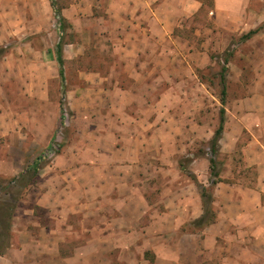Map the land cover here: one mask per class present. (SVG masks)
I'll use <instances>...</instances> for the list:
<instances>
[{
	"label": "crops",
	"instance_id": "0c3cea01",
	"mask_svg": "<svg viewBox=\"0 0 264 264\" xmlns=\"http://www.w3.org/2000/svg\"><path fill=\"white\" fill-rule=\"evenodd\" d=\"M7 1L10 10L19 8L17 0ZM252 1L211 0L205 12L210 27L201 25L204 0L107 1L110 34L119 33L108 38L118 42L111 66L75 72L80 83L67 92L72 117L63 152L25 189L40 185L32 207L20 213L26 194L16 207L0 264H264V66L251 70L250 82L243 69L236 73L234 81L249 93L225 107L219 142V156L230 160L241 148L254 183L233 180L224 163L222 181L212 187L209 158L196 145L207 146L220 125L208 118L210 92L201 72L218 57L212 52L221 50L225 35L231 38L243 24L257 30L255 22L261 29L253 38L264 29V7L260 16ZM26 6L46 32L56 27L51 4L26 0ZM79 9L74 2L60 11L74 21ZM66 44L63 61L81 53L68 44L71 56H64ZM228 58L227 67L234 56ZM33 82L18 88L23 96L34 90ZM40 85L45 101L44 79ZM38 117L33 121L46 120ZM7 119L0 115L2 137L11 132L4 128ZM63 119L58 113L55 124L67 127ZM41 144L34 137L28 149L8 146L16 156L0 159V176L24 173L31 164H25V151ZM199 184L211 186L215 214L202 226L194 224L205 213Z\"/></svg>",
	"mask_w": 264,
	"mask_h": 264
},
{
	"label": "rangeland",
	"instance_id": "374dc122",
	"mask_svg": "<svg viewBox=\"0 0 264 264\" xmlns=\"http://www.w3.org/2000/svg\"><path fill=\"white\" fill-rule=\"evenodd\" d=\"M32 1L35 4H39L40 7L44 6V3H49L59 11L62 8L69 7L71 3L78 2L80 9L75 13L74 21L67 20L65 32L62 35L58 30L59 24L57 20L56 27L53 24L50 25L51 30L47 32L43 26H39V22H35L31 11L26 9V0L16 1L15 4L19 7L17 10H10L8 1L0 0V115L6 114L8 119L4 128L7 131H11L6 137L0 135V159H12L16 156L9 153L10 147H13L12 145L23 144L24 149H28L30 142L34 137H37L42 144L39 147H31L28 153L25 151L26 165L32 163L43 154H46L45 162L51 164L55 160V156L63 152V145L67 140L63 133L69 136L68 133L71 130L69 124L72 117V112L68 105L67 92L80 83L75 72L78 70L107 71L113 61L111 54L118 46V42H110L108 38L110 35H119L116 29L110 34L114 24L110 21V14L107 12L108 0ZM204 1L206 7L202 11V14L204 13V19H202L204 23L201 25L210 27L212 21L208 18V15V17L206 16L205 12L211 6V0ZM251 7L259 9L256 12L262 16L263 12L261 9L264 7V0H253ZM14 15L16 16L14 17ZM24 16L26 20L22 22ZM261 24L263 25L264 23ZM253 25L258 29L257 22ZM49 27H47V30ZM250 28L252 27L243 24L238 28L239 33H235L231 38L225 35V38L221 40V50L212 52L214 56H218L219 60H214L206 71L201 72L200 77L203 78L204 76L203 79L208 81L210 93L207 97V110L209 112L208 118L213 119H211L213 124H216L217 121L219 122L220 109L223 107L221 103V91L223 89L221 83L222 68L226 69L223 71L227 85L225 108L232 99L245 97L249 93L246 88L238 87L234 81L240 68L244 70L242 74L243 80L250 82L249 80L253 78L251 70L264 66V29L255 38L252 36L250 39H244L243 36L249 33ZM185 34L192 35L188 29L185 30ZM59 43H67L64 56L66 54L71 56V44L74 45L73 49L75 48V50L81 52L73 59H65L64 74L62 75L60 74L58 61L56 60V63H54L55 61L52 63L51 56L52 52L55 55L56 47ZM230 54L234 56L233 63L227 67L222 61L228 58ZM219 56H222V59ZM56 72H58L57 75ZM53 74H55V77ZM42 79H44V83L48 88V92L45 94V101L42 99L41 94L42 86L40 84ZM30 80L34 81V90H30V95L23 96V93L18 88L21 87L22 83H30ZM244 84L246 83L244 82ZM58 113L62 117L64 116L62 123H67V127L63 128L60 124H55V118ZM38 116L46 119L44 123L33 121L34 118L38 119ZM42 125L44 129H41V134L38 136V127L42 128ZM55 125L60 126V128L55 130ZM26 136L27 139L25 138ZM202 143L204 144V142ZM202 143L196 145L200 146L201 153L206 154L208 151H204L202 146L205 148L207 146ZM48 144H52V147L49 148L50 151L47 147ZM207 156V158H210L211 155ZM190 158L188 156L182 160L186 168H188ZM226 159L228 158L216 157L218 170H221L223 168L222 165L226 163L228 170H233L235 173L233 180H240L249 184L254 183L256 179L255 171L244 166L241 148L232 155L231 160ZM38 190H40L39 184L29 189L28 192L24 190L21 199L25 197V194L26 199L20 205V213L26 211L28 207H32Z\"/></svg>",
	"mask_w": 264,
	"mask_h": 264
},
{
	"label": "trees",
	"instance_id": "16d2710c",
	"mask_svg": "<svg viewBox=\"0 0 264 264\" xmlns=\"http://www.w3.org/2000/svg\"><path fill=\"white\" fill-rule=\"evenodd\" d=\"M56 16L59 24V32L60 34H64L67 19L61 15V11L56 10ZM259 29L250 31L246 35L243 36L244 39H250L254 34H256ZM57 61L60 65V74H63V43H59L56 49ZM231 55V54H230ZM212 60H219L212 58ZM229 58H226L222 63L227 64ZM225 68H222L221 71V83L223 85V89L221 91V103L223 107L220 109V125L217 128L214 137L207 143L208 152L207 155H211L209 158L211 164V186L213 187L218 182H221V178L219 176L218 164L216 161V157L220 154V139L222 138V134L225 127V115L226 110L224 108L226 95H227V85L225 80ZM218 73V72H217ZM204 78V76H203ZM207 79V78H205ZM208 80V79H207ZM46 156L41 155L37 157L26 169L24 173H22L18 177L13 178H3L0 176V253L6 250L9 245L11 230H12V218L16 207L20 203L21 196L24 193V190L28 188L32 182L38 177L42 167L47 164L45 162ZM189 176L192 180L196 181V177L194 175ZM200 185V184H199ZM211 186L206 188L200 185V191L204 202V216L199 220L195 221L194 224L196 226H202L204 224H209L214 221L215 214L212 211V192Z\"/></svg>",
	"mask_w": 264,
	"mask_h": 264
}]
</instances>
